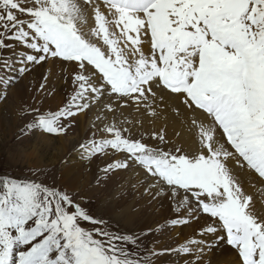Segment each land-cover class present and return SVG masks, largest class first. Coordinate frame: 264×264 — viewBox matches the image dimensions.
<instances>
[{"label": "snow or ice", "instance_id": "6c2138e0", "mask_svg": "<svg viewBox=\"0 0 264 264\" xmlns=\"http://www.w3.org/2000/svg\"><path fill=\"white\" fill-rule=\"evenodd\" d=\"M45 62L59 66L71 95L55 111L33 97L19 114L36 115L17 138L62 135L94 111L101 136L79 145L82 158L111 154L105 174L141 177L144 194L169 201L174 215L140 234L116 231L86 198L0 174V264H154L224 239L238 264H264V213L240 178L264 184V0H0V101ZM50 74L37 93L52 94ZM162 105L181 119L187 147L165 148L163 128L137 136L123 112L155 118ZM193 224L194 238L178 247L144 243Z\"/></svg>", "mask_w": 264, "mask_h": 264}, {"label": "bare ground", "instance_id": "6f19581e", "mask_svg": "<svg viewBox=\"0 0 264 264\" xmlns=\"http://www.w3.org/2000/svg\"><path fill=\"white\" fill-rule=\"evenodd\" d=\"M49 69H51L52 73H54V75L50 74L48 81V89L52 94L46 95L45 93H37L35 89L39 85V83H41L43 76L46 74V72H48ZM62 75L63 73L60 71L59 66L53 67L50 62H45L41 65L34 66L31 72L19 81L18 85H15L10 89L11 92H9L8 98H13L15 109L14 107H12V109H8L5 116L8 120L7 127L9 128V132H12L14 130L15 127L13 126L14 124H17L18 114L20 113V111L24 109L25 106L33 105V97H38L35 106L41 107L45 111H55L59 107L64 105L66 99L71 95L72 87L70 82L66 83L64 79L60 78ZM175 103L177 102L173 100L169 101V105ZM161 107L163 109L161 111V114L155 118L148 117L146 114L136 112V116H138V118L136 119L142 120L145 124H150L151 129H153L152 131H159L163 128L165 130V134L170 135L168 137L171 138V140H173L177 144L179 143L180 145H184L185 147H187L190 143L189 133L186 131L185 126L181 122V119L172 112L171 107L164 108L163 105ZM2 110L3 106L0 107V132L5 131V121ZM123 112L125 115L130 111L124 109ZM85 114H88L90 116L89 126L92 127L93 123L95 122L94 111L82 113L78 117H76V119L78 118L77 123H79L78 130L81 133H84L85 131V127L83 125ZM129 116H132V113H130ZM136 119L131 118L129 120H132L133 123H135ZM177 133H179V135H177ZM169 138L168 140H170ZM37 139L39 144L46 146L47 148L57 147L59 143L57 149L60 155L57 157L67 156L68 150L71 146H73L72 139L70 141H66L63 138L55 139L49 138L45 135L38 136ZM17 153V155H22V157H25L24 160L29 162L31 165L36 163L37 166H42L43 164V160L39 157V153L36 150H33L31 154H27V152L25 151H17ZM108 157L109 155H105L107 163L110 161ZM90 166L91 165L89 164L88 159H83L82 156H73V158L71 157V159L69 160V165L63 168V171H61L60 175L67 189L76 190L79 184L83 182L84 178H86L87 170H89ZM116 176H121L123 178V180L121 181L123 182V185L120 187V190H116L115 192V196H117L119 193H123V197H120V200L117 203V206H120L119 208L121 209V211L117 212V210H115L113 214V218L116 222L119 221L120 223L129 225V227L132 228L139 222V220L145 219V222H143V227L145 228L142 227L141 229V231H145L149 226L155 225L156 222H165L166 218L170 219L172 217L171 208L169 207V201L161 200V198H157L153 202L152 208H150L149 205L148 207L143 208V204L138 201L139 198L143 197L142 193L144 192V184L141 182V177L135 175L134 173H130L129 171L119 172L116 174ZM87 178L91 180L89 175ZM240 178L243 181L244 190L247 193L253 195L256 202L257 211L260 213H264V184H261L259 180L254 176H248L247 174H240ZM87 182L88 181L86 180L84 185H86ZM121 182L119 181V183ZM135 182L139 190H133V184H135ZM132 191L136 192V197L129 196ZM150 201H152V199L149 195L148 198L145 197L144 202L150 203ZM199 223L204 224L205 221L201 220ZM196 227L198 226L193 224L192 226L183 228L181 230H174L172 232V235L169 237L171 243L175 242L177 244L175 247H178L180 244L185 243L186 240L194 238V229ZM167 233V231L162 232V234H160L156 238L157 242L151 244L152 247L156 248L157 250L171 248V243L168 244V242H166L167 238L165 235H167ZM219 235H221V233H217V236ZM149 239L150 240L148 242L153 241L151 237H149ZM208 239L212 238L208 237ZM175 247L173 246V248ZM193 248L195 254L192 257H185L182 255L183 257L180 259L174 254V252H172L171 254H164L157 257L154 260V264H165V258L167 256L170 257L173 255L174 259H172V264H197V261L199 262V264H238V256L236 250L227 243L226 239L215 240L212 244V247L210 249L205 248L202 254L198 250H195L194 245Z\"/></svg>", "mask_w": 264, "mask_h": 264}, {"label": "rangeland", "instance_id": "374dc122", "mask_svg": "<svg viewBox=\"0 0 264 264\" xmlns=\"http://www.w3.org/2000/svg\"><path fill=\"white\" fill-rule=\"evenodd\" d=\"M16 83L15 85H18ZM14 85V86H15ZM13 86V87H14ZM9 88V92L10 89ZM2 102V101H0ZM3 106V116H4V132H0V171L5 172V173H11L15 176L19 177H33L35 179H38L39 181H42L44 184L48 186H53L57 188H62L66 189L69 192L73 193L74 198H86L84 200V206L93 213L94 216L99 217V218H104L110 222L111 225L116 226L113 228V230L116 231H121L125 233H131L135 232L137 234H140L143 232L141 231L144 223L143 220H139V222L132 228L129 227V225H125L123 223H120L119 221H115L113 218L114 211L117 210V212L121 211V209L117 206V203L120 200V197H123V193H119L117 196H115L116 190H120V187L123 185V178L121 176H116L115 171H110L108 174H105L102 169L107 165L105 164L106 162L104 160H100V158H93L92 161L88 160L89 164L91 165L89 170H87V176L84 178L83 182L79 184V186L76 188V190H69L67 189L66 185H64V182L62 181L61 178V171H63V168L67 165H69V160L73 156L78 157L80 154L79 150V145L81 143L86 142L90 138H93V134L95 133V138L98 137L97 135V129H95L93 126H89L90 124V116L88 114H85V119L83 121V125L85 127L84 133L79 132L78 125L77 123L76 127L74 128L72 133H69L67 135H63L62 138L66 141H70L71 139L73 140V146L70 147L68 150V155L65 157H57L60 154L58 153L57 147H49L47 148L46 146H43L39 144L38 142V136L44 135H36L34 134L31 138H17L18 137V132L20 129H22L28 122L33 120V117L36 115V113L32 114H27L26 116H22L18 114V121L17 124L13 127L14 130L12 132H9V128L7 127V110L12 109L14 107V101L13 98L7 97L6 100H4L2 103H0V107ZM49 111V110H46ZM30 118V119H29ZM144 126V127H143ZM150 126H146L142 124V127L138 125V129H143L146 130ZM146 128V129H145ZM142 130V131H143ZM145 134V133H144ZM143 135V132L141 133ZM46 136V135H45ZM170 135H166L168 137ZM49 138H53L48 136ZM169 138V137H168ZM167 138V139H168ZM55 139H60V137L55 138ZM171 143L168 145H165V148L169 147H174L177 145H180L179 143L177 144L171 138H169ZM148 143H154L151 141L150 136L146 140ZM175 143V144H174ZM29 151H28V150ZM33 150H36L39 153V157L43 160L42 166H37V164H30L27 162L25 157H22V155H17V151H25L27 154H31ZM13 153V154H12ZM42 155V156H41ZM20 157V158H19ZM105 158V154H104ZM108 159L113 162V157L111 154H109ZM99 160V161H98ZM20 161V162H19ZM107 161V159H106ZM31 165V166H30ZM90 176L91 180L88 177ZM103 176V177H102ZM105 176V177H104ZM112 177V178H111ZM110 179V180H109ZM88 181L86 185L84 183ZM112 184H111V182ZM119 181L121 183H119ZM110 183V184H109ZM111 185V186H110ZM113 185V186H112ZM134 186V184H133ZM112 187V188H111ZM110 189V190H109ZM113 189V190H112ZM108 190V191H107ZM133 190H139L138 187L134 186ZM121 195V196H120ZM132 195V196H131ZM96 196V197H95ZM130 197H136V192L132 191L131 194L129 195ZM142 198H139L138 201H140L143 204V208L150 206L152 208L153 202L155 200L150 201V203L144 202L145 197L148 198V195H145L144 192L142 193ZM111 198V199H110ZM118 198V199H117ZM137 199V198H136ZM113 201V202H112ZM121 202V201H120ZM146 203V204H145ZM114 205V206H113ZM117 206V208H116ZM119 208V209H118ZM103 210V211H102ZM137 211V210H136ZM110 217V218H109ZM141 222V223H140ZM163 222H156L155 225L162 224ZM85 227H91L90 225H85ZM140 227V228H139ZM145 228V227H143ZM139 231V232H138ZM146 231V230H145ZM162 233H156L153 236H150L153 241L156 243L157 240L156 238ZM172 235V232H168L166 236L168 244L171 243L169 237ZM149 237L145 239L144 243L149 244ZM177 244L171 243V248L173 246L175 247ZM150 246H152L150 244ZM174 256V255H173ZM173 256H167L165 258L166 263H172V259H174Z\"/></svg>", "mask_w": 264, "mask_h": 264}, {"label": "trees", "instance_id": "16d2710c", "mask_svg": "<svg viewBox=\"0 0 264 264\" xmlns=\"http://www.w3.org/2000/svg\"><path fill=\"white\" fill-rule=\"evenodd\" d=\"M0 172H2V171H0Z\"/></svg>", "mask_w": 264, "mask_h": 264}]
</instances>
